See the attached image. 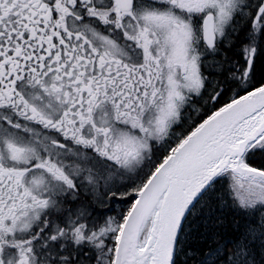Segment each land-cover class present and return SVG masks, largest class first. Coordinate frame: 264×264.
<instances>
[{
	"label": "snow or ice",
	"instance_id": "snow-or-ice-1",
	"mask_svg": "<svg viewBox=\"0 0 264 264\" xmlns=\"http://www.w3.org/2000/svg\"><path fill=\"white\" fill-rule=\"evenodd\" d=\"M0 264H264V0H0Z\"/></svg>",
	"mask_w": 264,
	"mask_h": 264
}]
</instances>
